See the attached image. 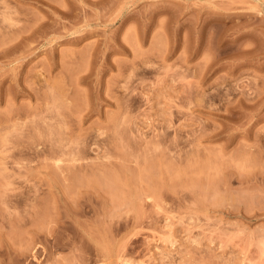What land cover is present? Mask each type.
I'll return each instance as SVG.
<instances>
[{
    "label": "rangeland",
    "instance_id": "1",
    "mask_svg": "<svg viewBox=\"0 0 264 264\" xmlns=\"http://www.w3.org/2000/svg\"><path fill=\"white\" fill-rule=\"evenodd\" d=\"M0 264H264V0H0Z\"/></svg>",
    "mask_w": 264,
    "mask_h": 264
}]
</instances>
